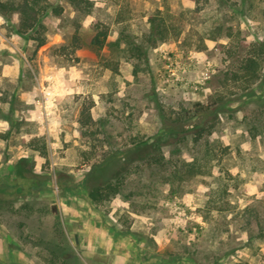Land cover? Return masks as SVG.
Returning <instances> with one entry per match:
<instances>
[{"label": "rangeland", "instance_id": "1", "mask_svg": "<svg viewBox=\"0 0 264 264\" xmlns=\"http://www.w3.org/2000/svg\"><path fill=\"white\" fill-rule=\"evenodd\" d=\"M90 1L49 0L61 13L41 21L39 47L17 33L18 13H0V176L44 185L0 194V264L264 262V58L250 89L231 80L264 46V0ZM153 17L173 25L166 41L148 40ZM219 94L227 111L210 134L164 135L177 117L180 130L199 122L184 116ZM120 150V193L91 203L101 180L83 183L88 171Z\"/></svg>", "mask_w": 264, "mask_h": 264}, {"label": "trees", "instance_id": "2", "mask_svg": "<svg viewBox=\"0 0 264 264\" xmlns=\"http://www.w3.org/2000/svg\"><path fill=\"white\" fill-rule=\"evenodd\" d=\"M74 7L83 9L85 11H89L92 7V2L90 0H69ZM210 0H196L197 10L202 9ZM48 12H54L56 15L61 13V8L54 7L49 0H7L0 2V13L3 15H8L11 13L19 14V26L17 33L20 35H25L31 40L37 43V46H42L46 43V37L43 34V26L41 21L47 15ZM173 25L166 24L162 18H151L150 27L148 33V40L152 38H158L162 41H166L168 35L170 34ZM74 39H78V35H74ZM107 39V30L100 28V25L96 26V33L92 39V45L100 50L104 47L105 41ZM133 44V43H132ZM130 50L135 51V56L137 55L139 59L144 57L145 52L142 48V45L132 46ZM264 58V46L263 45H255V50L253 52H249L242 60L240 65V72H234L232 74L231 80L234 83L239 84V88L242 90L250 89V87L255 84L260 74L258 69L260 67L261 60ZM116 67V66H115ZM138 66H135V74L138 70ZM210 102L207 104H196L193 108V115L189 116L188 112L184 116L185 118H197L199 122L195 123L193 126H189L184 130H180L181 117L176 118L169 122L167 129L165 128V136L168 138L174 137L175 140H184L187 136H194V142H198L203 136L204 132H208L210 134L209 125L213 126L214 123L219 119L220 115L226 112L223 104L225 103L224 95H216L215 97L210 98ZM191 113V111H190ZM163 121H166L163 119ZM211 122V124H208ZM209 129V130H206ZM256 129V127H253ZM161 140H157L156 144H158ZM145 144L144 141L135 142L136 148L141 144ZM147 143V142H146ZM127 151L120 150L119 152H111L104 156V158L93 164L86 175V178L83 183L86 182V179L89 177H97L101 180L99 183L88 187L87 197L89 201L96 205H102L106 202L111 201L113 197L120 193L121 186L124 183L126 175L129 173V168L126 166H122L121 157L125 155ZM163 156L158 158L156 154L149 155L147 158V162L149 164H159L162 163ZM187 170L189 173L199 172L200 168L197 162H189L185 163ZM28 169L25 172L28 173ZM176 173L177 171L174 170ZM15 182H18V186L15 185ZM21 188L23 192L29 191H39L44 189L43 184H38L36 179L32 177H26L22 174L21 171H18V177L15 180H8V178H3L0 176V194L10 193L13 190ZM87 189V188H86ZM1 203V200H0ZM158 264H170L168 261H159ZM249 264V263H245ZM259 264H264L261 262Z\"/></svg>", "mask_w": 264, "mask_h": 264}]
</instances>
